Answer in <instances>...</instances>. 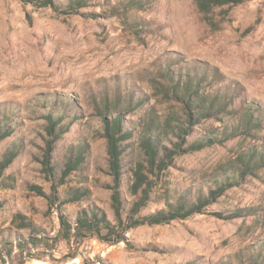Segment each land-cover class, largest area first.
Returning a JSON list of instances; mask_svg holds the SVG:
<instances>
[{
    "label": "rangeland",
    "instance_id": "obj_1",
    "mask_svg": "<svg viewBox=\"0 0 264 264\" xmlns=\"http://www.w3.org/2000/svg\"><path fill=\"white\" fill-rule=\"evenodd\" d=\"M127 1L89 0L64 14L0 0V125L12 127L0 139V166L14 155L0 167V263L264 264V0L207 13L192 0ZM186 80L197 83L200 93L235 94L234 104L252 109L254 127L231 131L239 121L225 112L217 114L222 121L201 119L187 143L211 130L220 141L176 155L139 213L194 205L199 197L209 202L185 218L133 227L126 241L64 240L57 202L51 201L53 184L59 200L86 189L83 199L61 205L71 219L94 205L114 220L103 115L120 113L124 130L132 131L122 142L121 189L130 200L129 169L145 159L142 121L151 113L168 123L161 143L170 146L186 115L169 88ZM48 113L60 117L64 129L54 143L52 174L42 164ZM250 149L262 160L246 170L240 155ZM70 157L81 162L61 178ZM221 186L211 199L210 191ZM18 215L35 223L48 243L27 240Z\"/></svg>",
    "mask_w": 264,
    "mask_h": 264
},
{
    "label": "trees",
    "instance_id": "obj_2",
    "mask_svg": "<svg viewBox=\"0 0 264 264\" xmlns=\"http://www.w3.org/2000/svg\"><path fill=\"white\" fill-rule=\"evenodd\" d=\"M22 1L30 2L36 6H48L53 10L64 14L76 13L79 11V8L89 5V0ZM192 1L200 12L207 13L217 6L225 4L236 5L247 0ZM127 2V6L139 5L140 3L138 0H128ZM197 85V83L192 84V82L186 80L182 85L178 82H172L169 88L175 98L182 100L185 104L184 108L186 115L185 125L182 124L176 127L174 131L176 140L170 141V146L161 143V140L163 139L161 129L162 127H165L164 133L166 136V128L169 126L168 123H160L151 113L148 114L145 121H142L144 131L140 135V146L143 149L145 159L144 162H138L129 169L130 175L127 180V191L128 195L131 197L130 200H127L121 189L124 168L122 154L125 151V144L122 142L132 134V131L124 130L123 116L120 113L112 118L103 115V136L106 139L108 173L111 178L108 188L110 189V204L114 220H110L104 210L94 205H90L88 208L79 209L76 212L75 217L71 219L63 212L61 205L66 201L73 202L83 199L87 194L86 189H75L73 192L69 193L68 199L59 200L56 185L53 184L51 188V201L57 202L56 208L59 221L58 233L64 240L69 241L72 237L79 239L84 236H94L99 240L110 244L126 241V232L133 227L143 224L152 225L166 223L177 218H185L194 212H200L201 207L209 202L208 199L199 197L198 202L194 205L186 206L181 202L175 207L170 205L168 209H160L144 215L139 213L141 208L145 206L155 181L161 172L173 162V158L176 155L192 150H198L206 145L220 141L219 135L213 133L212 130H209L210 132L202 134L190 143H187L186 136L191 133L194 125L200 124L201 119L213 117L217 121H222L221 117H218L217 114L225 112L226 114L228 113L230 116L235 117V120L237 119L239 121V123H233L230 125L231 131L235 128L236 130L249 133L250 128L254 127L252 121H254L255 118L252 115V109L240 101L237 104H234L235 94H229L227 91L219 92L218 90H214L209 94L200 93V89ZM45 118L47 121L45 126L47 139L44 145L42 164L44 165L45 171L48 174H52L54 167L51 162V155L54 143L64 129L61 127L60 117H53L51 113H48L45 115ZM255 121L257 122L258 119ZM11 131L12 127H10V125H0V139L9 135ZM254 153L253 149H250L247 153H242L240 155V160L244 169L251 170L252 166L259 164L262 160L260 154L257 158ZM13 156L12 152L6 155L0 167L4 168L7 166ZM252 160H256L255 163H253ZM79 162H81L79 158L70 157L62 171L61 178L70 173V171L75 168L74 164H78ZM231 178H233V176H231ZM223 186H221L219 190L210 191L211 199L221 193ZM18 220V227L28 229V239H26L32 244L37 245L38 243H48V237L35 223L26 219V216L18 215ZM17 244L19 246V251L22 252V244L19 241ZM7 250L10 254L11 250ZM0 258H2L1 255Z\"/></svg>",
    "mask_w": 264,
    "mask_h": 264
}]
</instances>
